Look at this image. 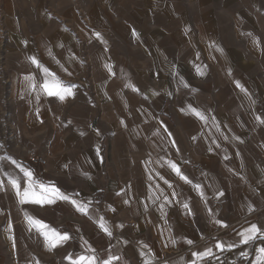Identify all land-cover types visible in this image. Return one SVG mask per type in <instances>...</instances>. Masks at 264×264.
Listing matches in <instances>:
<instances>
[{"label": "crops", "instance_id": "0c3cea01", "mask_svg": "<svg viewBox=\"0 0 264 264\" xmlns=\"http://www.w3.org/2000/svg\"><path fill=\"white\" fill-rule=\"evenodd\" d=\"M73 11V23L41 25L32 38L30 16L16 27L13 11L0 7V111L10 84V126L20 144L0 141V158H11L0 159V263L48 264L45 256L58 254L49 264H69L68 255L89 254L90 245L100 257H121L114 264H254L264 239L241 244L239 234L252 224L264 232V123L256 119H264V5L95 0ZM31 56L75 85L74 95L61 101L40 92L37 99L25 77L39 88L44 74ZM110 133L117 138L105 150ZM11 160L37 182L91 201L92 218L64 200L20 204L3 173L19 177L22 188L26 178ZM26 214L71 239L49 250ZM217 242L237 246L220 251ZM207 248L219 259L192 256Z\"/></svg>", "mask_w": 264, "mask_h": 264}, {"label": "snow or ice", "instance_id": "6c2138e0", "mask_svg": "<svg viewBox=\"0 0 264 264\" xmlns=\"http://www.w3.org/2000/svg\"><path fill=\"white\" fill-rule=\"evenodd\" d=\"M96 36L99 38L100 34L96 33ZM217 50L222 51L221 49H217ZM49 55H51V52H49ZM29 60L37 68H39L41 72L44 74L43 83L39 85V88H37L33 76L25 77V80L29 82V87H31L34 91H37V99H39L40 92H43L47 96H56L61 101H63L66 97L74 95L72 89L76 87L75 85L63 84V82L60 81L58 77H56L55 73L50 72V70L44 65H42L35 56L29 57ZM57 63H59V61H57ZM185 87H187L186 84ZM237 87L241 88V91L246 92V89H244L243 86L239 84V82H237ZM133 90L139 91L138 89L135 88H133ZM188 112H190L192 115L196 116L198 119L202 121H207L208 119L204 115V113L192 107L191 105H189L188 107ZM256 119L260 120L261 123H264V119H261V117L257 116ZM97 151L99 154V150ZM0 159H11V158L5 157ZM11 163L16 165V167L19 168L20 172L23 173L24 178H26L25 184L22 188L19 177H13L9 173H3L5 176H7L8 184L11 185V187L15 190L16 195L19 198L20 204L34 203V204L43 205V204L55 203L57 200H64L73 204L76 207L77 211H79L80 213L84 215H88L89 218H92L89 215V205L92 203L91 201H88L87 203L80 202L72 198L73 195H79L78 193L66 194L62 192L55 185H45L43 183H39L36 180H34L33 173L31 172V170L24 168L22 165L18 164L15 160H11ZM168 165L176 173V175L180 177V179L184 180L186 183L189 184L192 183V181L189 180L187 176H184L182 174L179 166L175 162L169 161ZM165 183H168V186L171 187V184L167 180H165ZM193 187L199 192L201 198L203 199L204 192L202 186L200 184H195L193 185ZM3 188H4V181L0 180V190H3ZM172 195L175 196L176 194L173 193ZM220 195H223V193H220ZM164 199L165 201H168V197H164ZM127 202L128 201H125V203ZM183 206L185 209H189V205L187 203H185ZM26 216L29 221V224L36 227L38 231H41V234L44 236L45 241L49 246V250H51V248L61 246L65 242L71 239L68 233L66 232L60 233L56 229L50 228L42 221L35 219L31 216H28L27 214ZM216 223L222 224L223 222L216 221ZM97 224L98 227L107 236L109 237L112 236L111 228L103 217H98ZM223 226L226 227L227 225H223ZM9 227H11V225H9ZM119 227H123V226L119 225ZM239 235L241 236V240L239 242L241 244H248L256 239H264V232H261V229L255 224H252L249 228L245 229L244 232H241ZM173 243H175V241H173ZM187 243L191 244L192 241L189 240L187 241ZM236 246L237 245L235 243L227 244L226 242H217V244L215 245V247L220 251L231 250ZM145 247H147V245H145ZM86 251L89 254L82 253L75 257H73L72 255H68L66 259H68L69 264H114V262L119 261L121 259V257L114 254H107L105 257H100L96 254V249L92 248L90 245L87 247ZM256 252H257V256L254 261V264H264V246L258 247L256 249ZM241 255H246V254L241 253ZM192 256L196 257L197 259H202L204 257H209V256L219 259V257L215 256V253H213L211 248H207L204 251L198 253L194 252L192 253ZM144 264H151V261L145 260ZM192 264H196V261L193 260Z\"/></svg>", "mask_w": 264, "mask_h": 264}, {"label": "rangeland", "instance_id": "374dc122", "mask_svg": "<svg viewBox=\"0 0 264 264\" xmlns=\"http://www.w3.org/2000/svg\"><path fill=\"white\" fill-rule=\"evenodd\" d=\"M94 1L95 0H0V7L2 5H5L7 6V8L13 11V14L15 15L16 27H18L19 24L21 27L22 19L30 16L31 27L34 28L32 29V38H34L35 37L33 36L34 34H36V37H38V34L40 33L39 29L41 25H53L55 23H62L65 25V24L73 23L74 20H71V15L68 14L71 13L70 12L71 9L74 10L73 11L74 13L79 14L82 12V9H85L88 5L92 4ZM207 1L210 2L216 0H207ZM223 1L225 3H230L231 0H223ZM254 1L256 5L259 6V8L264 5V0H254ZM194 2L196 3V0H184L186 6L192 5ZM18 33L19 31H16V37H18ZM87 53H88L87 46H83L80 52V60L84 62V64L86 63V58L88 55ZM192 70H196V67ZM2 101L4 108L0 111V139L1 138L6 139L7 136L9 137L12 136V139L11 138L9 139V143L2 142V144H4L6 147L9 145L11 146L14 145L15 147L19 148L20 144L18 145L16 141L18 137L17 132L12 126H10V122L12 120L11 108L14 104V100L12 97V88L10 84H6V86H4ZM4 130H6L7 133ZM116 138L117 137L111 133L105 135L106 141L108 140L107 147L105 150L110 149L112 141L116 140ZM45 257H47V259L43 257L44 258L43 261L49 264L52 261H54V259L56 260L60 256L58 254H51ZM3 258L5 260L8 259L6 256H4Z\"/></svg>", "mask_w": 264, "mask_h": 264}, {"label": "built area", "instance_id": "2783aa9c", "mask_svg": "<svg viewBox=\"0 0 264 264\" xmlns=\"http://www.w3.org/2000/svg\"><path fill=\"white\" fill-rule=\"evenodd\" d=\"M5 132H6V130H4ZM7 133V132H6ZM7 136V135H6ZM12 139V136H7L6 137V139H2L1 138V142H4V143H9V139ZM29 162L30 163H32V164H37V165H46V160H44L42 157H33V156H31L30 158H29Z\"/></svg>", "mask_w": 264, "mask_h": 264}]
</instances>
